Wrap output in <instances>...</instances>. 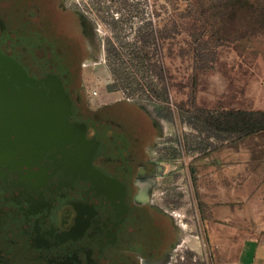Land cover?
<instances>
[{
    "label": "water",
    "instance_id": "95a60500",
    "mask_svg": "<svg viewBox=\"0 0 264 264\" xmlns=\"http://www.w3.org/2000/svg\"><path fill=\"white\" fill-rule=\"evenodd\" d=\"M39 1L47 0H0V258L103 264L111 250L150 242L152 222L127 203L138 164L126 155L142 160L144 151L125 114L88 115L80 106L73 52L40 24L46 10L44 18L30 15ZM103 156L115 164L97 165ZM68 204L75 224L50 234ZM28 235H36L30 246Z\"/></svg>",
    "mask_w": 264,
    "mask_h": 264
},
{
    "label": "rangeland",
    "instance_id": "374dc122",
    "mask_svg": "<svg viewBox=\"0 0 264 264\" xmlns=\"http://www.w3.org/2000/svg\"><path fill=\"white\" fill-rule=\"evenodd\" d=\"M130 2L134 14L138 7L146 11L147 17L159 21L161 25L171 23L172 19L179 22L181 34L176 39L166 42L165 62L174 74L176 83H191L189 77L194 71L193 55L191 52L185 56H180L178 53L182 47L189 49L195 20L192 16H185L182 13L191 3L195 6L196 2H199L201 9H203V5L207 9V4L203 3V0L187 2L130 0ZM137 2H139L138 5ZM44 4H47V7L51 9L54 19L51 21L48 17L38 23L42 24L50 37L73 52L79 86L77 100L86 114L92 115L104 111L102 109L107 106H110L108 109H112L111 111L115 110L125 114L127 117L122 116V121L131 127L136 146L144 151L142 162L150 164L155 160H170V156L175 154L177 145L173 139L184 138V135L190 133L191 129L180 122L174 124L159 119L152 114L150 107L134 99L126 98L121 91L110 92L107 89L108 84L112 82V74L107 61L106 39L108 36H113L107 10L111 6V10H114L115 13L116 9L124 7L123 10L115 14L120 16L122 13H126L125 15H127L125 10L127 11L128 7L121 6L119 2L112 5L111 0H47ZM211 4L213 5V3ZM157 11L160 12L158 20ZM138 23L139 19L136 18L134 26H137ZM197 25L196 28L200 31L202 27L200 28L199 22ZM205 29L203 27L201 30ZM196 89L198 103L210 108L223 105L229 108L253 109V107L261 105L259 101H263V104L264 30L261 29L259 32L248 34L240 39L230 40L226 45L218 47V59L214 68L200 73ZM189 92V87L183 88L178 85L173 88L172 95L175 100L180 101L187 99ZM243 145L251 148L255 153L254 157L256 158L253 160L258 165L256 169H251L250 166L252 175L259 182H264V157L262 155L264 148L261 146V139L250 138ZM178 156L176 159L183 168L186 167V170L182 174L166 175L159 184H155L154 189L149 191L150 204L148 206L150 209L153 202L154 204H163L167 201L163 207V210L167 209V211H163L166 216V224L162 228L169 229V225L176 228L178 222L180 226L185 222L188 225L187 232L190 228L199 232L202 218L196 215V211H203V209L200 207L195 192L192 169L197 167L196 163L203 155L188 154L185 149H181ZM139 171V179L151 176L149 169L141 168ZM171 208L181 209L175 214ZM177 214H183V216ZM174 217L177 219L176 222ZM216 228V235H212L214 247L210 246L209 248L207 245L205 250H195L196 252L192 256L205 264H229L230 261L227 259L231 258L233 253L229 243L230 233L223 227ZM203 236L207 242L210 235L204 229ZM162 241H166V243L160 244V246L168 245L170 238L167 233L163 235ZM162 254H165L164 259L166 260L162 264H173L174 259H180L181 256L189 257L183 250L169 251L167 249H158L143 256L127 253L123 254V257L130 264H158Z\"/></svg>",
    "mask_w": 264,
    "mask_h": 264
},
{
    "label": "trees",
    "instance_id": "16d2710c",
    "mask_svg": "<svg viewBox=\"0 0 264 264\" xmlns=\"http://www.w3.org/2000/svg\"><path fill=\"white\" fill-rule=\"evenodd\" d=\"M111 2L112 5L119 2L128 9L125 10L127 15L122 13L120 16L115 13L124 7L116 9L115 13L111 6L107 10L110 18L108 22L113 31V36L106 39L107 61L112 74V82L107 89L110 92L121 91L126 98L150 107L152 114L159 119L174 124L180 122L191 129L184 138L173 139L177 145L175 154L169 159L178 158L181 149H185L188 154L199 153L203 156L221 147L238 149L245 147L243 143L250 138L261 139L264 148V110L223 105L210 108L199 104L196 94L199 75L214 68L218 47L226 45L230 40L264 30V0H203L207 9L204 5L201 9L199 2L195 6L191 3L186 7L182 14L192 16L195 23L189 49L182 47L178 54L185 56L191 52L193 55L194 71L189 77L191 83H176L174 74L165 62L166 42L181 34L179 22L172 19L171 23L161 25L159 21L147 17L144 9L137 7L134 14L130 0ZM156 16L158 20L160 12L157 11ZM136 18L139 23L134 26ZM198 22L201 29H206L199 31L196 28ZM178 85L190 88L187 99H174L172 90ZM245 148L250 151L251 169H256L258 164L253 160L256 158L254 151ZM262 155L264 157V149ZM193 181L202 206L204 202L200 200L195 176Z\"/></svg>",
    "mask_w": 264,
    "mask_h": 264
},
{
    "label": "crops",
    "instance_id": "0c3cea01",
    "mask_svg": "<svg viewBox=\"0 0 264 264\" xmlns=\"http://www.w3.org/2000/svg\"><path fill=\"white\" fill-rule=\"evenodd\" d=\"M259 102L261 105L253 109L264 110L263 101ZM250 159V151L245 147H223L198 159L197 167H193L192 172L196 177L200 200L204 202L200 206L203 211H196V215L202 218L199 232L192 228L187 232L188 225L184 221L182 226L178 222L176 228L170 225L169 229L162 228L166 224L163 212L167 211L163 210L165 203L154 204L152 201L150 209L148 206L150 189H154L155 184H159L166 175L182 174L186 167L183 168L177 159L155 160L150 164L145 162L142 168L149 169L151 176L143 179L137 177L134 181L133 197L149 212L153 225L158 228L160 237L156 242L166 243L161 240L167 233L170 241L162 248H190L201 251L207 245L209 248L214 247L212 235H216V227H223L231 237L229 243L233 253L227 259L229 264H264V182H259L252 175ZM171 209L176 214L181 208ZM170 213L173 216L171 211ZM173 219L176 222V217ZM203 229L210 235L207 242L202 237Z\"/></svg>",
    "mask_w": 264,
    "mask_h": 264
},
{
    "label": "flooded vegetation",
    "instance_id": "af4514ba",
    "mask_svg": "<svg viewBox=\"0 0 264 264\" xmlns=\"http://www.w3.org/2000/svg\"><path fill=\"white\" fill-rule=\"evenodd\" d=\"M32 8H33V11L30 14V15H32V17H35V18H40L41 16L43 17V11L46 10V13L49 15V20L52 21L54 19L53 13L51 12V9L49 7H47V4L41 5V2L38 3V4L33 3ZM45 19H48V18H45ZM109 107L110 106L104 107L102 110L108 111V112L109 111L112 112L111 111L112 109H108ZM93 132L94 131H92V133ZM108 133L110 135H112L113 134V130H109ZM126 156L129 158V157H131V154L127 153ZM128 158L126 160L127 163L128 162H132V163L137 162L136 164H138L135 172L131 176V182L128 183V190L131 191L130 194H129V198L130 199L127 201L128 206L130 208H132L133 210H136L138 212H145L146 216L152 222V218H151L149 212L145 208H143L140 204H138L135 201L134 197H133L134 181L137 179V177L139 175V172H140L139 170L146 163L142 162V160H139V159L128 160ZM112 163L115 164V161L110 159L108 156H103V157L99 158L98 160H96V164L97 165L104 166V167L109 166V164H112ZM77 216H78V212L76 211V209L74 208L73 205L68 204V205L64 206L57 213L58 223H57V225L55 227H53L54 228L53 231H55L56 233H60V234H63L64 232L69 231L71 226H73L75 224V218ZM157 230H158V228L155 227L153 225V222H152L151 231H150V233L148 235H146V239L148 241H150L149 243L146 241L148 243V245L146 244L147 245L146 247H142L141 250H111L109 252L108 257L104 260L103 264H130L123 257V254L131 253V254H134V255H140L141 254L143 256V255H148L151 252H154V251H156L158 249L165 250L166 248H162V246H160L161 243L156 242V239H158L160 237ZM35 236L36 235H34V237L32 239H31V236H29V235L27 236L26 243H25L26 246H30V245L33 244V242L35 241ZM20 246L26 247L25 245H20ZM167 250H169V251H172V250H183V251L187 252V254L189 255L188 258H183L182 256L180 257V259L179 258L178 259L175 258L173 264H203V261L198 260V259H196L195 257L192 256V255H194V252H196L193 249H190V248H182V249L171 248V249H167ZM164 255L165 254H162L161 258H159V263L158 264H162V263H164L166 261L164 259ZM181 260H183V261H181ZM0 264H4V261L1 258H0ZM149 264H151V263H149Z\"/></svg>",
    "mask_w": 264,
    "mask_h": 264
},
{
    "label": "bare ground",
    "instance_id": "6f19581e",
    "mask_svg": "<svg viewBox=\"0 0 264 264\" xmlns=\"http://www.w3.org/2000/svg\"><path fill=\"white\" fill-rule=\"evenodd\" d=\"M88 227H89V226H88ZM52 230H54V228H52ZM50 231H51V230H50ZM45 232H46V233H49V231H45ZM54 233L57 234V235L59 234V233H56L55 231H51V232H50V234H54Z\"/></svg>",
    "mask_w": 264,
    "mask_h": 264
}]
</instances>
